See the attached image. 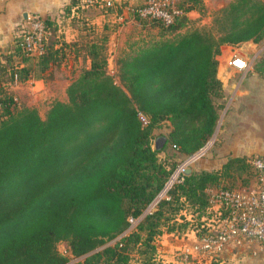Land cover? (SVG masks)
I'll return each mask as SVG.
<instances>
[{
  "label": "trees",
  "instance_id": "obj_1",
  "mask_svg": "<svg viewBox=\"0 0 264 264\" xmlns=\"http://www.w3.org/2000/svg\"><path fill=\"white\" fill-rule=\"evenodd\" d=\"M128 4L98 0L93 17L96 5L103 7L98 16H118ZM77 5L71 0L68 11ZM178 6L183 13L173 23L154 18L174 37L120 56L117 79L107 70L104 44H88L91 64L67 87L69 100L55 101L45 117L19 105L11 85L47 80L48 70L63 63L68 40L58 23L42 18V52L30 53L17 35L0 54V264H65L61 241L82 257L72 264H161L157 238L206 232L210 188L228 177L247 175L241 184H248L255 176L247 156H229L220 168L193 166L145 211L177 161L216 130L225 107L222 46L264 39V0H231L213 12L209 26L185 31L189 11L203 12L205 2L180 0ZM254 68L264 74V55ZM165 122L171 129L156 148L155 130ZM168 149L171 164L159 155Z\"/></svg>",
  "mask_w": 264,
  "mask_h": 264
},
{
  "label": "crops",
  "instance_id": "obj_2",
  "mask_svg": "<svg viewBox=\"0 0 264 264\" xmlns=\"http://www.w3.org/2000/svg\"><path fill=\"white\" fill-rule=\"evenodd\" d=\"M70 2L71 0H0V54L9 51L15 36L22 35L33 18L50 16L58 23L64 38L70 41L77 30L71 22L73 15L69 16L67 12ZM129 6L130 4L124 5L123 9ZM100 16L106 21L121 17L115 13ZM242 48L231 44L222 46L218 76L224 85L225 107L216 127L215 151H208L209 154L194 165L196 168H220L229 156H247L249 160L257 155L264 157V74L254 67L240 69L231 64L235 54L251 61L249 53ZM42 81L31 79L30 83L38 84ZM168 128L169 132L171 128ZM196 239L194 230L188 231L184 236L163 234L156 240L158 261L161 264H179L176 258L179 248L192 246ZM238 250L239 253L234 252L235 249L229 250L223 264H264V245L255 244L249 250Z\"/></svg>",
  "mask_w": 264,
  "mask_h": 264
},
{
  "label": "rangeland",
  "instance_id": "obj_3",
  "mask_svg": "<svg viewBox=\"0 0 264 264\" xmlns=\"http://www.w3.org/2000/svg\"><path fill=\"white\" fill-rule=\"evenodd\" d=\"M130 4L129 8L122 7L121 17L117 19L102 20V17L98 14L101 7L96 5V17H93V10H95L92 4H96V0H78V5L74 6L71 11H68L71 16L72 24L77 28L76 33L72 36L71 40L63 45V52L65 54L63 63L60 65H54L48 73L51 74L47 80H44L38 84H31L27 82H14L11 88L15 94L17 102L21 106L36 107L42 117H45L48 109L57 100L68 101L67 87L75 79H77L83 70L91 64V59L88 53V44L92 41H97L104 44L105 53L108 56V72L117 79V59L120 56L127 55L139 45L148 43L153 39L160 37H174V33L168 31L167 27L159 24L153 17L143 16L137 8L142 3V0H127ZM231 0H204L205 9L201 12L198 9H192L189 11V22L187 26L180 31H185L188 28L194 27H207L211 24L213 12L219 8L228 4ZM141 2V3H140ZM97 4H100L99 2ZM90 6V7H89ZM126 9V12H125ZM41 18V17H39ZM96 27V28H94ZM25 29V28H24ZM29 32H39V29H28ZM249 40L239 44L242 46V50L247 51L251 58L250 68L255 66V62L262 55H264V39L260 42H251ZM218 125V124H217ZM169 122L163 123L162 127L155 130V143L160 139L161 135L166 134L169 130ZM216 130L214 134L205 143H209V153L215 151ZM173 151L168 149L159 153L161 159L171 164L175 159L172 158L171 153ZM208 153V154H209ZM202 156L201 158L208 155ZM189 156V155H187ZM185 156L181 160L179 159L176 167L172 172V176L169 180L168 186L175 181L174 171L181 164V162L187 157ZM192 162L189 166L196 165L198 160ZM247 175H236L235 177H228L224 179L222 185H240L245 182L244 177ZM164 194V192L162 193ZM165 196V194L163 195ZM155 206H151L153 209ZM146 209L145 211H149ZM61 251L65 252L69 258V261L79 260L82 257H75L70 251V247L67 241H61L59 243ZM76 260V261H77Z\"/></svg>",
  "mask_w": 264,
  "mask_h": 264
},
{
  "label": "built area",
  "instance_id": "obj_4",
  "mask_svg": "<svg viewBox=\"0 0 264 264\" xmlns=\"http://www.w3.org/2000/svg\"><path fill=\"white\" fill-rule=\"evenodd\" d=\"M113 1L106 0L109 5ZM179 1L142 0L137 10L143 16L158 18L165 25H169L183 13L182 8L178 6ZM28 29H39V32L32 33ZM45 32L44 20L33 18L29 26L23 30L21 43L30 53L38 54L43 50ZM231 64L240 69H248L251 61L235 54ZM141 117L147 121L145 115L142 114ZM209 146V143L204 144L181 162L176 169L179 170V174L174 182L182 179L186 167L206 155ZM249 161L256 173L248 184L209 190L212 215L205 218L206 232L202 236L197 235L192 246L179 248L176 257L179 264H223L226 254L231 249L249 250L255 244L264 245V157L257 155ZM168 181L162 191L164 194L174 183L168 186ZM156 203H152L148 209ZM130 220L135 224L138 218L132 217Z\"/></svg>",
  "mask_w": 264,
  "mask_h": 264
},
{
  "label": "water",
  "instance_id": "obj_5",
  "mask_svg": "<svg viewBox=\"0 0 264 264\" xmlns=\"http://www.w3.org/2000/svg\"><path fill=\"white\" fill-rule=\"evenodd\" d=\"M160 139H164V141H165V140H166V137H161ZM160 139L156 141V144H155V147H156V148H158V143H159ZM191 171H192V167H191V166H188V167L185 168L184 173H190ZM162 191H163V190H162ZM161 197H162V192L157 196V198H156L152 203H154V202H158V200H159ZM234 252L239 253V250H238V249H235Z\"/></svg>",
  "mask_w": 264,
  "mask_h": 264
},
{
  "label": "bare ground",
  "instance_id": "obj_6",
  "mask_svg": "<svg viewBox=\"0 0 264 264\" xmlns=\"http://www.w3.org/2000/svg\"><path fill=\"white\" fill-rule=\"evenodd\" d=\"M178 174H179V170H176L175 172H174V175H176L174 178H175V180L177 179V177H178ZM169 183V182H168Z\"/></svg>",
  "mask_w": 264,
  "mask_h": 264
}]
</instances>
